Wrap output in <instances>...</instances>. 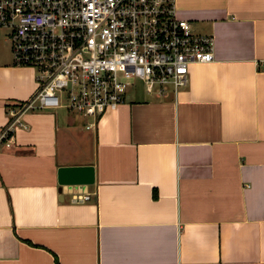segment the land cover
<instances>
[{"label": "crops", "instance_id": "crops-1", "mask_svg": "<svg viewBox=\"0 0 264 264\" xmlns=\"http://www.w3.org/2000/svg\"><path fill=\"white\" fill-rule=\"evenodd\" d=\"M175 5L213 39L184 86L123 94L89 129L21 115L0 149V264H264V0ZM4 41L0 128L36 87Z\"/></svg>", "mask_w": 264, "mask_h": 264}, {"label": "built area", "instance_id": "built-area-1", "mask_svg": "<svg viewBox=\"0 0 264 264\" xmlns=\"http://www.w3.org/2000/svg\"><path fill=\"white\" fill-rule=\"evenodd\" d=\"M0 31L12 62L32 68L36 83L30 97L7 107L0 149L25 127L24 112L65 108L93 128L131 80L150 95L174 93L191 63L212 60V35L192 30L175 0H0Z\"/></svg>", "mask_w": 264, "mask_h": 264}, {"label": "rangeland", "instance_id": "rangeland-1", "mask_svg": "<svg viewBox=\"0 0 264 264\" xmlns=\"http://www.w3.org/2000/svg\"><path fill=\"white\" fill-rule=\"evenodd\" d=\"M0 46H2L3 48L5 47L4 36L2 35L1 31H0ZM131 82H132V84L127 87L124 94H126V96H129V97H140L141 95H143L144 94L143 87H142V84L140 83V81L133 79V80H131ZM56 110L59 114H62V112L64 111L68 114L73 115V113L66 111L65 108H62V109L60 108V109H56ZM76 116L78 117V115H76Z\"/></svg>", "mask_w": 264, "mask_h": 264}, {"label": "trees", "instance_id": "trees-1", "mask_svg": "<svg viewBox=\"0 0 264 264\" xmlns=\"http://www.w3.org/2000/svg\"><path fill=\"white\" fill-rule=\"evenodd\" d=\"M55 260V259H54ZM55 263L58 264V262L55 260Z\"/></svg>", "mask_w": 264, "mask_h": 264}, {"label": "water", "instance_id": "water-1", "mask_svg": "<svg viewBox=\"0 0 264 264\" xmlns=\"http://www.w3.org/2000/svg\"><path fill=\"white\" fill-rule=\"evenodd\" d=\"M57 191L59 192V189Z\"/></svg>", "mask_w": 264, "mask_h": 264}]
</instances>
